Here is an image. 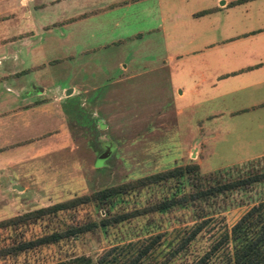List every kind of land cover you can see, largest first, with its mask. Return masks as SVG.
I'll return each instance as SVG.
<instances>
[{
  "label": "rangeland",
  "instance_id": "rangeland-1",
  "mask_svg": "<svg viewBox=\"0 0 264 264\" xmlns=\"http://www.w3.org/2000/svg\"><path fill=\"white\" fill-rule=\"evenodd\" d=\"M161 45L159 39L156 44L152 39L147 42L130 40L121 49H110L104 57L105 61H101L99 55L79 57V62L69 58L47 63L45 69L31 73L33 79L34 76L36 79L41 77L45 83L52 86L58 84L66 89L73 83H81L79 77L86 78L85 75L89 73L97 77L102 73L105 76L113 75L120 70L116 65L117 59L125 57L124 62L130 66L144 67L151 71V78H147L146 82L148 91L138 96L150 98L152 103L143 111L129 104L124 109L119 103L111 104L107 109L85 104L82 107L81 98L74 95L56 103V106L50 104L48 109L55 106L57 117L53 133L49 134L51 141L45 138L31 140L2 154L0 220L36 211L43 206L165 169L176 163L198 162L201 174L214 172L220 178L244 174L250 167L264 168V155L253 158L264 152V126H254L257 120L264 121L263 117L255 115L260 110L245 111L232 119L221 118L220 122L204 124L198 121L202 105L197 104L195 95L185 94L177 98V90L173 94L166 91L167 80L163 75L170 73L171 69L170 63L162 64L165 54ZM83 60L86 64H81ZM78 65L84 68L80 72L82 76L76 75ZM182 70V64H178L175 72L180 78ZM91 81L99 82L98 79ZM190 102H195V105H188ZM75 104L78 115L73 112ZM177 107L181 108L179 113L176 112ZM102 116L105 117L106 126ZM10 159L15 163L10 174L19 177L28 188H10L7 181L9 175L6 176V170L2 168ZM160 195V191L144 188L121 195L122 198L114 200L111 206L108 202L91 200L38 214L27 222L0 227V247H15L23 241L54 231H66L82 223H99L103 216L139 208ZM260 200H264V182L202 201L199 209L192 211V216L183 209L166 213L153 212L131 216L107 227L98 224L90 230L31 248H12L11 252L0 255V264H56L62 260H65V264H73L70 258L78 255L96 260L108 247L129 239L164 230L165 234H174L176 228L191 224L199 213L206 216L219 214L222 221L231 226L251 205ZM217 226L211 229L206 227L190 242L185 253L170 264H185L187 260L202 253L210 240L209 234ZM232 241L234 245H240L244 239L240 236L234 237Z\"/></svg>",
  "mask_w": 264,
  "mask_h": 264
},
{
  "label": "crops",
  "instance_id": "crops-1",
  "mask_svg": "<svg viewBox=\"0 0 264 264\" xmlns=\"http://www.w3.org/2000/svg\"><path fill=\"white\" fill-rule=\"evenodd\" d=\"M150 39L154 44L159 39L162 64L170 63V73L163 75L166 91L177 90V98L195 95L202 105L198 121L220 122L259 110L256 117L264 119V0H0V163L14 146L51 141L55 104L74 95L82 107H148L152 99L138 94L148 91L151 71L130 66L125 57L117 59L120 70L110 76L89 73L84 78L78 65L82 82L71 84L69 94L68 88L33 79L31 73L69 58L76 62L99 55L105 61L110 49ZM178 64L182 78L175 72ZM50 104L55 105L51 110ZM73 112L78 115L76 104ZM102 120L106 126L104 116ZM254 126H264V121ZM13 166V159L2 165L10 188H28L10 174Z\"/></svg>",
  "mask_w": 264,
  "mask_h": 264
},
{
  "label": "trees",
  "instance_id": "trees-1",
  "mask_svg": "<svg viewBox=\"0 0 264 264\" xmlns=\"http://www.w3.org/2000/svg\"><path fill=\"white\" fill-rule=\"evenodd\" d=\"M199 169V163L195 161L176 163L165 169L106 185L90 193L43 206L36 211L2 219L0 227H6L27 222L38 214L69 208L91 200L108 202L111 206L114 200L122 198L121 195L124 196L144 188L161 192L159 198L154 201L133 210L103 216L99 223L96 221L82 223L66 231H54L23 241L15 247H0V255L11 252L12 248H31L87 231L98 224L107 227L131 216L153 212L166 213L178 209H183L192 216V211L199 209L198 206L202 201L264 182V168L250 167L244 174L229 178H220L221 176L217 173L215 175L214 172L201 174ZM215 225H218L217 229L209 234L210 240L207 248L199 255L187 260L185 264H264V200L251 205L231 226L222 221V216L219 214L206 216L199 213L196 218H193L191 224L176 228L174 234H165L164 230L146 234L134 240L129 239L122 244L108 247L96 260L86 255H78L70 259L73 264H170L172 260L185 253L190 242L200 232L206 227L211 229ZM240 236L243 237L244 242L234 245L232 239ZM65 263V260H62L56 264Z\"/></svg>",
  "mask_w": 264,
  "mask_h": 264
},
{
  "label": "water",
  "instance_id": "water-1",
  "mask_svg": "<svg viewBox=\"0 0 264 264\" xmlns=\"http://www.w3.org/2000/svg\"><path fill=\"white\" fill-rule=\"evenodd\" d=\"M71 92V88H68L67 90H66V94H69Z\"/></svg>",
  "mask_w": 264,
  "mask_h": 264
}]
</instances>
